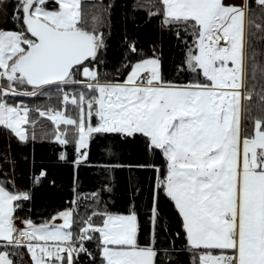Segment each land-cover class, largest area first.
<instances>
[{
    "label": "snow or ice",
    "instance_id": "snow-or-ice-1",
    "mask_svg": "<svg viewBox=\"0 0 264 264\" xmlns=\"http://www.w3.org/2000/svg\"><path fill=\"white\" fill-rule=\"evenodd\" d=\"M8 9L0 0V134L27 145L38 139L33 112L51 122L42 138L62 146L54 166L71 165L74 207L36 222L14 163L10 178L0 171V264H16L21 249L32 264H264V0H12ZM153 25L180 52L171 69L162 47L140 42ZM117 27L123 49L109 73ZM52 89L55 107L14 102ZM97 136L140 144L142 158L112 153L93 165ZM90 166L106 177L82 194L79 170ZM118 170L128 173L119 187ZM47 176L42 166L31 187ZM121 189L128 207L115 213L109 200Z\"/></svg>",
    "mask_w": 264,
    "mask_h": 264
},
{
    "label": "trees",
    "instance_id": "trees-1",
    "mask_svg": "<svg viewBox=\"0 0 264 264\" xmlns=\"http://www.w3.org/2000/svg\"><path fill=\"white\" fill-rule=\"evenodd\" d=\"M6 3L9 4L8 10L10 11L12 0H6ZM115 22L117 24L120 23L119 17L116 18ZM6 27L11 28L13 25L8 23ZM121 34L119 27L115 28L112 32L110 48L106 57V67L104 69L106 72L111 73L121 59L123 49ZM140 42L146 51L154 42L157 46L162 47L164 59L169 69L179 59L180 52L174 40L170 39L167 33L158 32L154 25L143 28V31L140 33ZM181 79H186V77H181ZM56 96L55 89H52L44 96L35 98L21 96L17 97L14 102L22 103L29 108L43 110L49 106H56ZM31 119L36 122L35 131L38 139L35 143L27 145L18 144L7 133L0 134V171L8 173L10 178L13 171L12 164L14 163L15 189L18 191L34 192L33 203L30 205L33 211L30 215L34 221L39 222L60 210L74 207L72 204L71 165L54 166L55 156L62 146L50 139L42 138L44 134H50L53 131V126L46 118H40L36 112L31 114ZM31 131L32 129H30ZM140 148V144L121 146L117 138L113 136H97L91 144L89 159L93 165H103L110 159H113L112 153H115L119 157L120 162L131 163L142 158ZM150 159H156V157H150ZM42 166L47 167L48 176L40 186L33 189L30 185L31 177L34 174H38V170ZM113 175L117 176V186L119 187L128 173L118 170ZM105 177L106 174L100 166L81 167L79 170L80 192L87 194L97 190ZM3 180L4 177L0 176V181ZM52 180L56 181L55 186L51 184ZM109 205L110 210L115 213L126 212L128 205L126 198L122 194V189L114 193L109 200ZM20 215L23 217L29 215V213H20ZM16 264H29L26 249L19 250Z\"/></svg>",
    "mask_w": 264,
    "mask_h": 264
},
{
    "label": "rangeland",
    "instance_id": "rangeland-1",
    "mask_svg": "<svg viewBox=\"0 0 264 264\" xmlns=\"http://www.w3.org/2000/svg\"><path fill=\"white\" fill-rule=\"evenodd\" d=\"M56 222H57V223H60V221H56ZM16 223L19 224V225L21 226V228L24 226V225L21 223L20 220H17ZM26 251H27V250H26ZM27 255H28V258H29V264H32V260H31L30 255H29L28 253H27Z\"/></svg>",
    "mask_w": 264,
    "mask_h": 264
},
{
    "label": "built area",
    "instance_id": "built-area-1",
    "mask_svg": "<svg viewBox=\"0 0 264 264\" xmlns=\"http://www.w3.org/2000/svg\"><path fill=\"white\" fill-rule=\"evenodd\" d=\"M49 107H53V106H49ZM18 227H21L19 224H17Z\"/></svg>",
    "mask_w": 264,
    "mask_h": 264
}]
</instances>
